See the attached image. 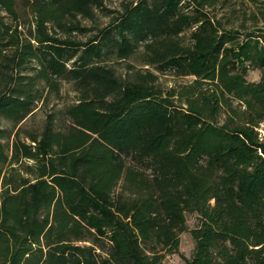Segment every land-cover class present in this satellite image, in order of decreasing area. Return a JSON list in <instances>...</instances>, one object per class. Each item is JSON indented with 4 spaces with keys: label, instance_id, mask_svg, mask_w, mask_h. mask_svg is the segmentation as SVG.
I'll use <instances>...</instances> for the list:
<instances>
[{
    "label": "trees",
    "instance_id": "1",
    "mask_svg": "<svg viewBox=\"0 0 264 264\" xmlns=\"http://www.w3.org/2000/svg\"><path fill=\"white\" fill-rule=\"evenodd\" d=\"M25 1L29 36L0 19V116L15 126L30 113L33 61L78 98L61 129L51 114L27 142L0 128V264H162L187 211L199 223L185 264H264V26L228 27L211 13L219 0H137L80 41L47 25L85 34L76 16L97 0ZM139 47L144 65L192 80L164 90L149 69L122 78L102 62Z\"/></svg>",
    "mask_w": 264,
    "mask_h": 264
},
{
    "label": "rangeland",
    "instance_id": "2",
    "mask_svg": "<svg viewBox=\"0 0 264 264\" xmlns=\"http://www.w3.org/2000/svg\"><path fill=\"white\" fill-rule=\"evenodd\" d=\"M16 1V15L10 16L5 11L0 9V19L6 25L11 26L12 29H16L21 38L29 36V33L34 31L35 20L33 11L29 2L25 0ZM137 0H97L100 3V7H91L93 16L86 18L81 15L76 16V21L80 23L82 27H85L87 33H73L69 36L60 31L56 26L52 24L47 25L48 33L56 32V35L60 38L70 37L71 39L85 41L89 36L97 33L100 29L106 28V26L120 13L127 5L135 3ZM264 0H219V3L215 9L211 10L212 15H215L216 19H221V22H226L227 19L232 21V28H240V31H251L253 27H263L264 19H262L260 13L263 8ZM256 17L258 23L254 25L251 16ZM72 20L71 18L63 19V22ZM75 22V20H74ZM222 22V23H223ZM225 27V26H224ZM190 31H186L182 34V40L185 44L190 42ZM143 51L142 47H139L131 57L126 60H117L112 52H109L102 60L103 63L112 67L116 75L126 78L132 73L130 67L134 70L149 69L158 78V83L164 90L177 87L178 85H184L190 83L192 77H178L174 73L167 71L164 73H158L152 67H148L143 64ZM30 68L24 72L25 75L33 79L34 88L38 90V98L32 106L30 113L19 124L14 126L11 119L0 116V128L10 131V140H12L17 128L20 127L21 132L19 137L26 141V133H40L48 114L54 115L56 125L61 129L68 124V119L65 117V110L67 107L76 102L78 95L72 82L61 78L46 79L45 77L38 75L39 65L33 61ZM32 67V68H31ZM248 68V67H247ZM260 71L254 66H250L246 69L245 78L248 82H254L259 79ZM261 135L264 136V124L259 130ZM30 164V162H27ZM186 218V231L179 235V247L176 252L167 253L164 256L162 264H185V261L190 259L194 252V242L189 234V231L195 228L199 223V214L196 211H187L185 213Z\"/></svg>",
    "mask_w": 264,
    "mask_h": 264
}]
</instances>
